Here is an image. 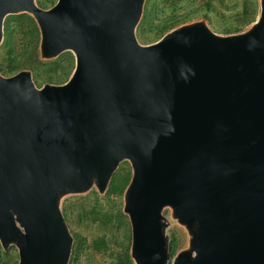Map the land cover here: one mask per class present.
I'll list each match as a JSON object with an SVG mask.
<instances>
[{"label":"water","instance_id":"1","mask_svg":"<svg viewBox=\"0 0 264 264\" xmlns=\"http://www.w3.org/2000/svg\"><path fill=\"white\" fill-rule=\"evenodd\" d=\"M28 0H0L3 16ZM48 51L72 48L67 85L0 76V237L19 264H67L60 187L107 184L135 163L126 211L142 264H166L161 209L196 221L178 264H264V14L245 37L201 27L141 48L136 0H59L41 14ZM21 225L23 231L18 227Z\"/></svg>","mask_w":264,"mask_h":264},{"label":"rangeland","instance_id":"2","mask_svg":"<svg viewBox=\"0 0 264 264\" xmlns=\"http://www.w3.org/2000/svg\"><path fill=\"white\" fill-rule=\"evenodd\" d=\"M136 0L133 34L136 44L149 47L169 35L184 29L201 27L216 38L245 37L257 29L263 20L264 0L256 1V19L237 31L236 9L242 0ZM59 0H28V6L7 12L2 19L0 36V76L9 79L27 73L34 87L67 85L73 78L78 57L72 48L48 51L41 14L52 10ZM250 0L249 11L254 4ZM135 163L123 156L112 171L104 188L96 176L83 187H60L58 207L72 238L67 264H122L128 255L134 264H142L133 245L132 225L126 211L128 188L134 176ZM130 182L122 191L112 189ZM162 230L166 236V264H178L183 258L196 255V221L181 215L173 202L161 209ZM18 227L23 231L19 222ZM170 245L175 248L170 253ZM24 241L4 244L0 237V264H19Z\"/></svg>","mask_w":264,"mask_h":264},{"label":"trees","instance_id":"3","mask_svg":"<svg viewBox=\"0 0 264 264\" xmlns=\"http://www.w3.org/2000/svg\"><path fill=\"white\" fill-rule=\"evenodd\" d=\"M219 2L224 5V0H219ZM252 3L254 4V7L252 8L251 11H249L250 0H242L241 7L238 8L236 4L232 5L230 9L231 10L236 9L234 13H236L238 10L237 14L233 16L234 18L236 17L237 22H236V27L233 30H231L232 32L239 30L240 28L250 24L256 19L259 12L257 7L259 8V6L258 5L256 6V1L254 0ZM212 5H213V0H207L205 2V6L208 8H213ZM129 182H130V177H126L121 185L113 184L112 189H117L122 191L124 188L127 187ZM169 251L170 253H173L175 251V248L172 245H170ZM127 253L128 255L126 256V259L124 262H122V264H134L132 257L129 254V250L127 251Z\"/></svg>","mask_w":264,"mask_h":264}]
</instances>
